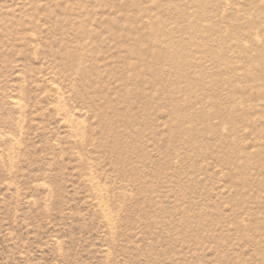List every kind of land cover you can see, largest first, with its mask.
<instances>
[{
	"label": "rangeland",
	"instance_id": "obj_1",
	"mask_svg": "<svg viewBox=\"0 0 264 264\" xmlns=\"http://www.w3.org/2000/svg\"><path fill=\"white\" fill-rule=\"evenodd\" d=\"M0 264H264V0H0Z\"/></svg>",
	"mask_w": 264,
	"mask_h": 264
}]
</instances>
